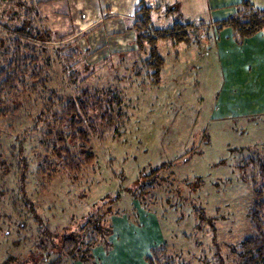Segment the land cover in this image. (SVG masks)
I'll use <instances>...</instances> for the list:
<instances>
[{
    "label": "rangeland",
    "instance_id": "1",
    "mask_svg": "<svg viewBox=\"0 0 264 264\" xmlns=\"http://www.w3.org/2000/svg\"><path fill=\"white\" fill-rule=\"evenodd\" d=\"M18 1L0 0V24L21 23L28 8ZM149 2L157 28L196 23L189 42L158 40L165 59L159 84L147 74L149 46L138 48L132 28L139 1L120 27L92 24L94 16L87 20L78 12L66 22L51 14L55 8L37 5L43 26L52 30L51 45L81 49L71 61L77 62L72 68L76 84L64 71L66 50L55 53L53 85L65 96L84 88L118 91L123 104L109 123L99 121L92 138L96 159L83 172L66 171L56 162L39 173L48 155L42 132L31 129L33 115L0 116V264L10 255L26 254L40 229L49 225L64 231L73 218L93 210L106 211L110 218L108 236L94 248L93 264H149L152 248L163 246L176 262L221 264L223 257L225 264H233L232 250L251 232L248 213L257 176L251 166L245 173L236 165L264 157V36L239 43L232 29H218L220 18L199 21L181 1ZM90 3L82 0L80 6L90 9ZM83 10L82 15L89 14ZM35 22L41 25L37 17ZM227 33L237 47H227ZM162 163L168 166L152 174ZM139 176L152 181L145 192L137 185ZM108 199L109 207L104 205Z\"/></svg>",
    "mask_w": 264,
    "mask_h": 264
},
{
    "label": "trees",
    "instance_id": "2",
    "mask_svg": "<svg viewBox=\"0 0 264 264\" xmlns=\"http://www.w3.org/2000/svg\"><path fill=\"white\" fill-rule=\"evenodd\" d=\"M29 2L30 5L27 1H18L19 7L28 8L19 25L11 27L8 23L0 24V116L20 112L30 117L33 115L31 118L34 126L31 129L42 132L41 144L46 146L48 155L39 167V173L45 174L56 162L66 171L83 172L93 165L96 159L92 138L99 129V121L109 123L112 119L111 113H120L122 96L118 91L111 94L103 88H84L75 95H62L53 85L52 72L57 58L54 55L60 53L59 49L66 50L63 68L68 73L69 82L76 84L77 71L72 68L77 62L71 64V61L81 49L78 46L70 48V44L62 47L51 45L52 30L43 26L44 17L37 8L39 2ZM152 11L153 6L141 0L136 8V19L132 28L136 32L138 48L142 51L147 50L146 46H149L150 55L145 61L147 74L152 83L159 84L165 59L158 51V40L189 42L190 28L195 27L196 23L176 21L171 26L157 28L153 24ZM36 17L41 25L35 22ZM217 23L220 30L230 27L234 39L243 43L259 33L264 35V8L256 7L250 0H241L234 14ZM57 38L61 40L64 37L58 35ZM33 99L36 105L30 103ZM40 126L42 128H39ZM49 157L53 159L50 160ZM2 163L0 161V170L4 164ZM166 166L168 165L163 163L158 165L152 174L158 176ZM236 166L245 173L246 167L251 166L257 176L253 177V180H256L253 183L255 202L248 213L251 232L232 250L233 264H264V157H250L245 160L244 165ZM243 176L244 181L250 183L247 174ZM142 177L148 179L145 174ZM136 182L145 192L144 186L152 181L150 177L149 180H143L139 176ZM118 198L119 195L112 201L115 202ZM110 202L109 199L105 200L104 205L109 207ZM30 208L34 219L43 225L37 210L33 206ZM105 213L106 211L93 210L75 217L72 219L73 223L67 225L64 231L55 232L49 225L40 229L36 242L26 254L23 253L25 257L21 254L10 255L4 264H93L94 248L108 236L110 218H106ZM167 248H152L151 255L146 256L148 263L186 264L176 262L174 257L167 253ZM220 261L225 264L223 257Z\"/></svg>",
    "mask_w": 264,
    "mask_h": 264
},
{
    "label": "crops",
    "instance_id": "3",
    "mask_svg": "<svg viewBox=\"0 0 264 264\" xmlns=\"http://www.w3.org/2000/svg\"><path fill=\"white\" fill-rule=\"evenodd\" d=\"M37 1L41 3L40 7L42 6L46 8L47 6H49L52 9L55 8L54 9L55 12L53 11L51 14H53L56 18L59 19L63 17L64 20H66V22L69 20V18L72 17L73 13L75 14L78 12L79 18L85 17L88 20L89 15L94 16V21L92 22V24L94 22L102 23V24L106 23L108 25L111 23H118L119 27L122 25L125 19L127 21V19L131 17V15H133L131 14L132 8L136 7L137 5L136 3L138 1L140 2V0H86V1H91L90 4H92V6H90L89 9V7L80 6V1L82 0H37ZM145 1H147L150 4L149 0H145ZM152 1L154 2V4L155 2H158V6H159L160 4L159 0H152ZM170 1L171 3H178L177 1H181L183 4V9L184 10L187 9L190 13V16H193V18L199 21L200 19L202 20V18L204 17H208L210 18V20L214 21L215 19L216 20L219 18L223 19L234 14L236 10V6L241 0H200V4L198 0H170ZM250 1H252L256 7L261 9L264 8V0H250ZM56 8H61V9L60 10L58 9V11H56L57 10ZM85 8L86 11L89 12V14L82 15V13L80 12ZM178 9L181 12L179 6ZM86 25L87 24L84 23V26ZM211 26H213V22ZM123 27L125 29L128 28L127 25H125V23L123 24ZM113 30L114 29H112V31ZM230 31H231L230 27H226V29L224 28L222 30V32H230ZM227 36H229V33H227ZM254 37L248 39L250 40ZM227 42H230L227 45V47H229L230 45L231 48L237 47L235 46L236 41L235 42L232 41V36L231 37L229 36V41Z\"/></svg>",
    "mask_w": 264,
    "mask_h": 264
}]
</instances>
